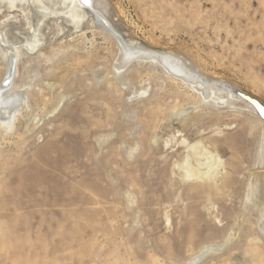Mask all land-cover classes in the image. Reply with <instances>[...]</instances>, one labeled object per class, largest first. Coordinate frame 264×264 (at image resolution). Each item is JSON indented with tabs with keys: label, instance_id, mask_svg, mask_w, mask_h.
Masks as SVG:
<instances>
[{
	"label": "rangeland",
	"instance_id": "374dc122",
	"mask_svg": "<svg viewBox=\"0 0 264 264\" xmlns=\"http://www.w3.org/2000/svg\"><path fill=\"white\" fill-rule=\"evenodd\" d=\"M40 1L59 16L0 1L26 99L0 128V264H264V122L226 92L204 102L155 61L120 69L93 13L76 25L62 0ZM106 1L125 41L264 104V0ZM7 75L0 49V86ZM195 144L219 164L214 186L186 176ZM208 246L223 247L195 259Z\"/></svg>",
	"mask_w": 264,
	"mask_h": 264
},
{
	"label": "bare ground",
	"instance_id": "6f19581e",
	"mask_svg": "<svg viewBox=\"0 0 264 264\" xmlns=\"http://www.w3.org/2000/svg\"><path fill=\"white\" fill-rule=\"evenodd\" d=\"M0 1L2 2L8 1L10 2V4L15 5L16 1H22V0H0ZM38 2L39 3L37 4L42 5L43 7L40 8L46 13L45 15L43 14L44 15L43 19H48L53 15L59 16L57 12L54 13L53 11L50 10V8L45 7L40 0H38ZM62 5L64 7V10L65 11L67 10V12L63 15V17L70 19L76 25H81L87 22L90 19L89 12L95 15V19L92 20L91 22H95L98 25V27L102 29V31H104L107 35H109L117 43L121 51V57L119 60L120 69H123L126 66H128L130 63H132L133 60H142V61L147 60L152 62L155 61L161 64L162 67H164L171 74L178 77L185 84L189 85L194 91H197L199 95L202 96L201 98L203 99L204 102H209L213 100L218 104H224L225 101L223 98L214 97L215 91L217 92L223 91L227 93L230 103L239 101L245 104L246 107L254 111L255 114L258 115L259 117V114L257 113L256 109L249 103H246L239 95H237L235 93L236 90H234L232 87H229L227 84L223 82L217 83L210 81L209 79H207L206 77L195 71L193 66L187 63L185 59L173 55L171 53L151 52L143 47H140V45H138L135 42L125 41V39L118 33L115 26L110 22L108 18V4L106 0H89L88 4L84 3V0H62ZM0 37H3L1 33H0ZM38 37L40 36L38 35ZM36 39L39 41L35 42V44L30 43L28 45L30 48H36L38 44H41L42 40H40L39 38ZM0 49L3 52L4 57H6L8 60V75L6 80L4 81V84L0 86V128L10 130L13 129L15 123L19 121L20 115H23L22 110L24 109V106L26 104V99L23 97L24 95L17 93L15 94L12 91L14 90V88L11 84V79L13 77L15 64H16V60H15L16 57H14V55L20 56L21 51L10 46L8 42H6L3 38L2 41H0ZM261 120L263 121V119ZM189 148L193 152L195 160L198 163L199 167L195 169L196 167L191 166L190 157L188 156L186 160V165L189 170H193V171H189V173H186V176L188 178H195V179H196L195 176H197L198 180L206 179V181H209L207 183H210L211 186H214L217 182L212 177L214 174L211 175L210 177V173L216 172L217 168L219 167V164L216 167V165L211 166L210 165L211 163L209 164V162H205L204 160H207L208 157L204 158L206 154L203 152L202 149L199 148V145L195 144L190 146ZM208 164L210 166H208ZM205 166H207V168ZM213 167H215L216 170ZM212 168L214 171L211 170ZM249 187L251 191L255 190L257 188V182L255 181L251 182ZM260 224L261 226L259 225V228L261 227L262 232L264 233V215L262 217V221ZM228 242L229 240L227 241V243ZM223 246L204 247L196 255L195 259L202 258L203 256H206L208 253L211 254V253L219 252Z\"/></svg>",
	"mask_w": 264,
	"mask_h": 264
},
{
	"label": "water",
	"instance_id": "95a60500",
	"mask_svg": "<svg viewBox=\"0 0 264 264\" xmlns=\"http://www.w3.org/2000/svg\"><path fill=\"white\" fill-rule=\"evenodd\" d=\"M235 93L239 95L246 103H249L250 105H252L256 109L257 113L259 114V117L263 119L264 121V115H262L260 112V109L264 108V104L261 101H259L256 98L247 96L245 93L237 91V90L235 91Z\"/></svg>",
	"mask_w": 264,
	"mask_h": 264
},
{
	"label": "snow or ice",
	"instance_id": "6c2138e0",
	"mask_svg": "<svg viewBox=\"0 0 264 264\" xmlns=\"http://www.w3.org/2000/svg\"><path fill=\"white\" fill-rule=\"evenodd\" d=\"M84 3L88 4L89 0H84ZM260 112H261L262 115H264V108H261Z\"/></svg>",
	"mask_w": 264,
	"mask_h": 264
}]
</instances>
